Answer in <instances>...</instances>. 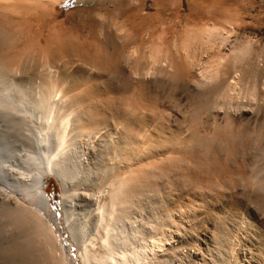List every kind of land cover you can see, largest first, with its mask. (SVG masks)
<instances>
[{
  "label": "bare ground",
  "instance_id": "bare-ground-1",
  "mask_svg": "<svg viewBox=\"0 0 264 264\" xmlns=\"http://www.w3.org/2000/svg\"><path fill=\"white\" fill-rule=\"evenodd\" d=\"M109 1L112 0H99V5ZM166 1L170 7L175 3ZM66 2L69 0H0V198L8 199L6 217L24 233V241L15 240L5 250L4 258L6 262L17 259L21 263L36 248L53 264H71L68 255L74 247V258L81 264H162L159 261L163 262L182 241L188 206L196 209L202 201L217 207L230 206L233 201L227 197L220 200L219 193L215 195L212 189L219 185L218 190L227 194V185L224 189L223 184L236 183V178L245 179L246 175L242 167L240 171H234L235 167L218 169L217 165L222 164L219 155L202 160L203 156L198 157L202 153L191 156L185 149L199 142L204 147V142L208 145L209 140L221 136V130L232 132L240 127L236 109L264 127V94L261 102H255L256 85H241V72L233 76L221 74L219 57L225 58L237 47L229 41L236 22L228 17L208 18L209 6L203 8L207 19L201 22L189 17L193 22L186 20L181 32L172 31L174 23L166 20L165 7L155 18L137 12L133 18L120 20L102 15L94 29L84 30L75 23L67 26L59 19L60 6ZM197 3L199 6V2L189 0L191 10ZM93 6L88 12H95L96 4ZM171 77L172 88L177 81L193 93L191 103L195 109L188 110L193 112L190 124L188 111L180 108L181 97L171 95L167 87ZM184 92L181 90L179 96L187 94ZM251 101L258 104L256 114ZM174 102L179 103L180 111L185 110L188 126L182 125L185 114L181 125L178 121L176 124L183 112L180 115L172 111ZM155 109L172 111L175 122L172 114L170 120L159 121L162 116L157 119L152 113ZM176 154L192 164L181 172L186 186L182 180L174 181L168 191V183H164L168 191L164 190V198L160 197L162 191L155 196L151 190L144 197L148 178L159 170L174 171L171 161ZM201 174H206L205 179ZM50 176L58 180L62 189L60 210L46 190ZM188 181L194 184L192 190L187 188L191 186ZM203 186L204 192L208 191L205 198L198 195L203 188L197 191ZM248 203L243 200L234 204L247 212V217L242 216L247 225H234V234L229 236L235 253L230 255L235 254L236 259H230L235 264H264V218L262 211L259 214ZM58 231L65 232L67 238ZM189 238L190 242L196 241L190 248V257L194 262L202 261L199 245L208 244V232L199 231L195 238ZM186 262L183 253L172 264Z\"/></svg>",
  "mask_w": 264,
  "mask_h": 264
},
{
  "label": "rangeland",
  "instance_id": "rangeland-1",
  "mask_svg": "<svg viewBox=\"0 0 264 264\" xmlns=\"http://www.w3.org/2000/svg\"><path fill=\"white\" fill-rule=\"evenodd\" d=\"M173 1L175 3L173 5L171 4L172 7H170V5L167 6L169 3L166 0H164V1L163 0H140V1L139 0L138 1L137 0H117V1L114 0L113 1L112 0L111 2L109 1V2H106V3H102L101 5H99V0H97V1L96 0H93V1L92 0H83V1H81V0H69V2H66L62 6H60V8L62 9V12L59 15V19L66 21V23H67L66 25L67 26L70 25V24L71 25L77 24V25H79V27L81 29L85 27L84 30H86L87 28L88 29H94L97 26V24H99V22H101V17L100 16H102V15H104L105 18H110L111 17V19H112V16H114L117 20H120L119 18H121V19H126L127 17L133 18V16L135 17L137 14H140V15H148V16H151V17H154L155 18V16L158 15L157 12L160 11L159 9H164V7H165L166 20L168 22H170L169 24L174 23V25L171 24V26H173L172 31L175 29V30L181 32L182 30L185 29L186 20H187V22H193L194 20L195 21H197V20L198 21H201L204 17H206L205 16V13H204L205 11H203V10L205 9V6L206 7L209 6V8H211L210 9L211 15L210 14H209V16L207 15L208 18L211 16V18L214 17L215 19H219L220 20L222 18L225 19L226 17H228L227 19L235 21L236 22V25H237V23H239L237 25V27L235 25V28L232 29L234 32L232 30H230V33L231 32H233V33L232 34H229V41L233 43V46L234 45H237V47L235 46L236 47V50H235L236 52L232 49L233 51L232 52H229L228 55L226 54V57L224 55L225 58H223V56H221L222 58L219 57L221 59L220 60V64H222V65H220V67H221L220 68L221 69V74L223 72H227V75L233 76L234 74L237 75V74H239L241 72L242 74L241 73L239 74V75H241L240 76L241 77L240 84L243 85V86L248 85V84L251 85V86H255L256 85L255 86L257 88V92H256L257 95L256 96L258 98L256 97L254 101L255 102H261V100L264 97L263 96V94H264V89H263V87H264V65H263L264 64V0H204V1L203 0L202 1L201 0H199V1L198 0H195L196 2H199V4H200L199 6L200 7L198 6V3H197V5L194 4V6H197V7H195L194 10L193 9L191 10V7L189 6L190 5L189 4V0H173ZM159 2L160 3L162 2V5L163 4L164 5L163 6H160L159 5L160 4ZM169 2H171V0H169ZM204 2H206V3H204ZM213 2L214 3L216 2L215 3L216 5ZM97 3H98V6L99 7L97 6ZM93 4H96L95 12L94 11H93V13L90 12V11L88 12L89 8H94ZM210 4H212V5L210 6ZM219 7H221V9ZM97 8H99V9H97ZM222 8H224V9H222ZM119 11L121 13H119ZM194 11H195L196 14L194 13ZM99 12H101V14H99ZM136 12H137V14H136ZM117 16H119V17L117 18ZM189 17L190 18H193L194 17L192 19L193 21ZM207 17L204 18V19H207ZM189 19H190V21H188ZM90 22H91V24H90ZM201 22H203V21H201ZM182 28H184V29H182ZM244 40H246V41H244ZM241 42H242V44H241ZM249 42H250V44H249ZM245 43H247V44H245ZM238 45H241V46H238ZM238 48H239V50H237ZM261 50H263V51L261 52ZM245 55H247V56H245ZM214 56H217V55H214ZM214 56L212 57V59L216 58ZM219 58L217 57V59H219ZM227 59H229V60H227ZM213 61H217V60L215 59V60H212V62ZM246 66H248L250 69L248 67H246ZM253 74H255V75H253ZM254 76H255V78H254ZM249 77H253V80L251 78H249ZM170 80H172V77L167 82L168 83L167 87H168L169 91H171V93L170 92L169 93L171 95H173L174 97L175 96H177L178 98L181 97V99H180L181 101L179 100L182 103V104L180 103L181 104V107H180L181 109H186V111H188L189 109L192 110V108H194V107H192V106H194V104L191 103V102H193L192 101V97H191V94H193L192 91H190L188 89H187L188 90L187 91L186 90V87L185 86H180L181 83L178 82L180 84L179 85L177 83V81L176 82H173L174 83V87L172 88L171 85L173 86V84H172V81H170ZM174 80L175 79H173V81ZM248 80H250V81H248ZM247 82H250V83L247 84ZM175 83H177L178 85L175 84ZM169 84H171V85H169ZM252 84H254V85H252ZM257 84H258V86H257ZM169 86L171 88H169ZM175 86H176V88L178 90L175 88ZM243 86H241V88H243ZM181 88H183V89H181ZM258 89L261 90V91H259ZM181 90L183 92L185 91L187 94L185 92L184 93L187 96H189V97H187L184 94H181V96H179L180 93H181ZM203 90L204 89H200V91H203ZM239 90H243V89H239ZM177 97H176V99H178ZM182 97L184 99L183 101H182ZM256 100H259V101H256ZM244 101H246V100H244ZM254 101H251V102H253V105H250V106L253 107L252 110H253L254 113L253 112L252 113L253 114H256V112H258V104L255 105L254 104L255 103ZM176 103L174 102V105H175L174 106V109L175 110L173 109L172 111L174 112V111L177 110V111H179L178 113L181 115V111L182 110L180 111V109L178 107L180 105H178L179 103H177V106H176ZM189 103H190V105H189ZM246 103L248 104V102H246ZM255 106H256V109H255ZM125 110H127V109H125ZM160 110H162V111L160 112ZM160 110L158 111V109H155V110L152 111V113L157 117V119H159L158 117L162 116V117H160V120L159 121L163 122L165 120H170V118H171L170 115L171 114H172V117H173V112L172 111H170V113H169L168 110H167V112H164L163 109H160ZM238 110L236 109V111H237L236 113H238L236 115H237V117H239L238 115H240V119L238 118V121L241 122L240 125L242 127L241 126L240 127L239 126H236L235 127L236 129H234V131H232L233 133L232 132H229V131L227 132V131H222L221 130V132H219V134H218V135H221V136H217L216 138L214 137L215 139L212 138L211 140H209L208 145H207L206 142H204V147H203V145L201 144V142H199L201 146L199 145V143H197L198 144L197 146L195 144V146L189 147L190 150L187 147V149H185V151H186V153L188 152L187 155H189V153H190L191 156H196V155H199L200 153H202V154H200V156H198L199 158H201L203 156L202 157V160H204L203 158H206V159L209 160V159L215 158L217 155H219V157H220V159L222 161V164L224 166L222 164L221 165L218 164L220 166L219 167L217 165V168L218 169L228 170L229 168L233 169L235 167L236 169L234 168L233 170L234 171H236V170L238 171V169L240 167H242L241 171H243V169L245 170V171H243V174L244 175L246 174L245 175V179H246V176L247 175H250V174H251L250 176H252V177L249 178V179H246V180H249V181H247V183L244 182V180H245L244 177L243 178L242 177L236 178V180H235L236 183L232 182V183L235 184V186H236V187L234 186L235 188L233 186H231V185H233L232 183L229 184V185L228 184H225V185L223 184L224 187L221 185L224 189L226 188L225 186L227 185V188L225 189V191H227V194H226V192H223L224 190H222V191L221 190H218V189H220L218 187L219 185H216V187H214V189H212V191L215 193V195H217L219 193L218 194V197H219L220 200L222 198L225 199L227 197L226 199H228L229 201H233V203H232L233 205L231 204L230 206H227L226 208L225 207L223 208V207H217L218 205L215 204V203H213V202H210V201H208V202L207 201H202V202H198V204H196V207H197L196 209L198 211L194 208V206L193 207L192 206L191 207L188 206V209L190 208V210H188V212L186 213L187 216H188V218H187L188 219V224L186 225V227L188 229L186 228L185 231L184 230L182 231V241L178 243V246H176L173 250H171L169 256L166 257V258H164L163 259V262L162 261H159V263H162V264H172L173 263V260L175 258H177L179 256V254H183V253L185 254L186 253V260L188 261V262H186V264L187 263L188 264H190V263L191 264H205V263L206 264H222V263H224V264L225 263L226 264H235V261H234L236 259V257H234L235 254L230 255V254H232V252L235 253V251H233L234 248H233V245H232L233 244L232 243L233 240H230V239H232L230 236H233V234H234L233 230L235 231V226L238 225V223H239L238 226L242 227L241 226V224H242L244 227H246L247 223L244 220L246 218L243 219L242 216L244 217V215H246V217H247V212H244L243 210L240 211V209H238L236 207V205H234V204L236 202H240L241 203V202H243V200H244V202H247V203L249 202L248 204H251L252 203L251 206H253L255 208V210L258 211V213L260 211H262V214H260L261 212L259 214L261 216H263V218H264V215H263L264 214V186H263V184H264V181H263V178H264V127L262 126L263 124H261L260 121L254 120L252 117H250V115H242L240 112H238ZM184 111H182L183 112V115H181V118L182 119L181 118H180V120L179 119H176V124H177V121H178V124L181 125L180 123L184 119L183 117L186 116L185 117L186 120L185 119L183 120L182 125H183V123H184V125H187L188 122L187 123L185 122V121H187V114ZM192 111H188V116H189L188 117V121H189V124H190V122L192 120L191 117L193 116V112ZM191 112H192V115H191ZM184 114H185V116H184ZM93 115L94 114H91L90 116H93ZM127 116H128V118L132 117L130 111H128ZM171 119H172V121L175 122V120H174L175 118L174 117L171 118ZM253 120H254V122H253ZM243 124H244V126H243ZM239 128H242V129L237 130ZM260 130H261V132L262 131L263 132L261 133ZM222 132H224V133H222ZM226 132H227V134H226ZM234 132H235V134H234ZM228 133H230V134H228ZM250 133H251V135H250ZM233 135H235V136H233ZM213 139H214V141H212ZM221 139H223V140H221ZM214 143H215V145H214ZM205 146H206V148H205ZM212 146H214V147H212ZM200 147H202L203 150ZM198 151H200V152H198ZM250 153H252V154H250ZM194 154H196V155H194ZM223 154L225 156H223ZM173 155H175V154H173ZM176 157H177V159H176ZM176 157L174 156V159H172V161H171L172 162V167L174 169L173 172H167V171L165 172L163 170H161V172H160V170H159V171H157L159 173V175L156 172L153 176H151V178H148L149 180L147 179V183L148 184L146 183V181L144 182V183H146L145 184V187H144L146 190L144 189V192H143L145 194L144 197L148 196L149 195V192L151 190L150 194L155 192L154 194H151V195H155V196H160L161 195L160 197L161 198H164V195H166V193L169 190H172V188L174 187V185L172 184V182H174V181H181V180H182V182L185 181V179L181 175L182 169H183V167H184V169L187 168V167L190 168L192 164L189 163V159L186 160V158L184 157V159H185L184 160L183 159V156H179V154L178 155L176 154ZM238 163L240 165H238ZM243 165H244V168H243ZM177 167H178V169H177ZM239 171H240V169H239ZM164 173H166V174H164ZM255 173H256V175H255ZM257 173H259V174H257ZM155 175L157 177H155ZM204 175H206V174H204ZM204 175L201 174V178L202 179H205ZM152 178H153V180H152ZM154 178H155V180H154ZM240 178L243 179V181L242 180L241 181L244 184H242V182L240 181ZM255 178H256V180H255ZM170 180H171V182H170ZM258 180H260V181L262 180L263 182L260 183V181H258ZM252 181H253V183H252ZM149 182H151V184H149ZM164 183L166 185L168 183V185L166 186ZM188 183H191V182L188 181ZM186 184L184 182L183 185L186 186ZM193 185L194 184L191 183V186L189 185V186H187V188L192 190V188H194V187H192ZM149 186L150 187L152 186V187L150 188ZM168 186H171L172 188H169ZM238 186H239V188H238ZM153 187H154V190H153ZM163 187H165L167 190L169 188V190L167 191ZM204 187L205 186L197 189V191L202 192V190H200V189L203 188V192H204ZM228 187H230L229 189H230L231 192L228 190ZM148 188H149V190H148ZM242 189H243V191H242ZM46 190H47V192H48V194H49V196H50V198L52 200V203L55 206V208L58 209V210H60V200H61L60 196H61V193H62V189L60 187V184H59L58 180L54 176H50L49 177L48 182H47V186H46ZM156 190L158 191V193H156L157 192ZM164 190H166L167 192L164 191ZM160 191H162L164 193H162V192L160 193ZM203 192L202 193H198V195L199 196H202V198L207 197L208 196L207 195L208 194L207 193L208 192L207 189H205V192H204L205 195L204 196H203V194H204ZM239 192H240V194H239ZM159 193H160V195H158ZM232 195L234 197L232 199H230L232 197ZM5 199L6 198H0V264H21V263L22 264H53V261H52L51 258H48V257L43 256L41 254V252H39L38 250H36V248L32 252V253H34L36 255L33 256L34 254L31 253L30 256L28 255V257L25 258L26 260L23 259V262H21V263H18L17 259H13L10 262H6V260L4 258V256H5V250H7L8 247L15 240H17V239L19 241H24L23 240L24 239V233L22 232V230L19 227H17L16 225L12 224L11 220L8 217H6V212L5 211H6V208L8 207L9 202H8V199H6V200ZM250 200H252V201L250 202ZM234 201H235V203H234ZM202 203L204 205H202ZM205 204H207V206H205ZM199 205H201V207H198ZM208 205H210V206H208ZM231 207H232L233 210L231 209ZM199 208H203L204 210L203 209H199ZM212 209H214V210H212ZM234 209H235V211H234ZM191 210L192 211L194 210L193 213L192 212L189 213V211H191ZM225 211H226V214H225ZM199 213H201V214H199ZM207 213H208V215H207ZM215 213L221 214L222 216L219 215V216L216 217L217 214H215ZM238 215H240V216H238ZM208 218L209 219H212V220H209ZM220 218H221V220H220ZM224 218H226V219H224ZM194 219H196V220H194ZM232 222H233V225L231 224ZM235 222H236V224H235ZM243 223H245V225ZM224 226H226V228ZM198 229H200V230H198ZM224 229L227 230V232ZM214 230H215V232H214ZM187 231H188V233H186ZM199 231H207L210 238L208 240V244L207 245H203V244H200L199 243L200 244L199 245V249L201 250V253L203 252L202 254H203L205 260L203 259L202 261L194 262L192 260V258L190 257V248L193 245V243L195 244L196 241L194 240L192 242V240H191V242H190V238L189 237L195 238ZM58 233L61 234L63 236V238H65V239L67 238L66 237L67 234L65 232H62V231L59 232L58 231ZM230 233L232 235H230ZM229 241H231V244H230ZM229 245H230V247L232 246L231 247L232 248L231 250L229 249ZM224 250L226 252L228 251V253L226 254ZM204 253H205V255H204ZM223 253H224V255H223ZM39 256H41V259L40 260L38 259ZM75 256H76V250L73 247L72 253L68 255V257H71V258H68V259L70 260L71 264H81L80 260H76L74 258ZM35 257H36V260H35ZM232 257H234L233 258L234 260L233 259H230ZM24 260H25V262H24ZM38 260H39V262H38ZM42 260L44 262H42ZM168 260H169V262H168ZM206 260H207V262H206Z\"/></svg>",
  "mask_w": 264,
  "mask_h": 264
}]
</instances>
